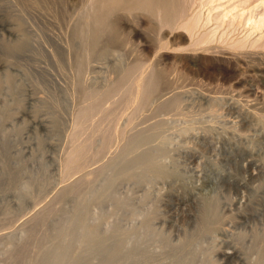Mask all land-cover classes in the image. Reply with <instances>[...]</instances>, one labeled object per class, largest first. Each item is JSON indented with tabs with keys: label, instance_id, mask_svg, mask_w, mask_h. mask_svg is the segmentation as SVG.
Returning <instances> with one entry per match:
<instances>
[{
	"label": "rangeland",
	"instance_id": "rangeland-1",
	"mask_svg": "<svg viewBox=\"0 0 264 264\" xmlns=\"http://www.w3.org/2000/svg\"><path fill=\"white\" fill-rule=\"evenodd\" d=\"M28 1L29 0H16V3L14 2V4H17L18 6H11L12 9L10 10L9 8L3 7V5H0V25H3V23L4 25L15 24L14 29L16 31L19 30L20 25H23L24 28V30H19L18 34H20L21 37L15 33L16 31H14V34L11 37L9 35L7 36L5 29L0 26V37L5 39L9 45H14L16 44L15 38L18 39L20 37L18 40H21L25 35L22 31L25 32L26 30L27 35V37L24 36L27 43H24V39H22V42L20 41V44L23 45L24 43L26 48L24 47L23 49L21 46L20 51L13 53L12 55L4 52L7 55L6 57L2 52L3 50H0L2 52L0 54H3L0 56V96H4L0 97V108L2 107L0 109V127L3 131L2 132L0 130V234L4 235L0 238V264L3 262V264H6V262H8V258H5L7 257V254L9 257L12 254V258L10 257L11 259H8L10 264H38V262H40L36 259L38 251L49 247L51 244V242H48V239L46 240L45 237H49L57 230L60 219L70 215V212L73 209L72 207L78 200L77 195H75V198L74 193H71L72 195H65V192L62 191L65 196L61 194V187H65L69 183L75 181L81 176V174H84L87 171L89 172V170L95 168L94 166H99L104 163V161H106L105 159H108V157L115 154L121 146L120 143H118V146L116 144L109 154H106L107 156L105 155L103 156L104 158L95 160V165L91 167L89 166L83 171L77 170L79 174L75 172L76 170L74 171V174L72 172L70 174L72 179L70 178L68 180L69 177L63 178L60 169L62 167L61 162L63 161V156L65 158L64 154L68 151L67 148L69 147H66L70 145L68 141H71L69 140V137L71 138L70 132L72 127V115L75 111V105L77 106L76 99L79 98L77 96L81 97L82 89L80 88L79 91L78 87H83L78 86V81L81 82H79V84L86 82L90 85H94V83L98 85L100 83V86L110 83L111 81L113 82L115 78V81H117L118 76L121 77L124 73V67L126 64L134 62L137 58H139L137 52H135L136 44L134 47L133 44H125V36L123 33L124 25H112L108 28V33H106L107 35L105 39H102V41L94 48L89 63L92 61L94 56V59H96L90 64L85 63L84 59L86 60L85 57H87V53L85 52V48L83 47L81 40L82 26L77 25L78 23H76L82 0H40L42 3L41 5L47 8L46 10L42 6L36 8L37 6H33V1ZM44 1L45 3H43ZM221 1L226 2V0ZM203 11L207 14L206 7ZM122 17L124 19V15ZM53 20H55V23H53ZM153 26L154 25L145 26L147 29L144 28V26H141V29L138 28L143 40L147 41L148 39L147 42L149 44L153 41L152 45L158 37V32H156L157 30L155 29L156 26ZM211 26L212 25H208V28ZM16 27L18 29H16ZM111 28L113 31H110ZM141 31L144 33L142 34ZM180 33L181 32L179 30L174 31L171 35H168L166 39L173 40V36L176 35V37H179L181 35ZM242 34L240 33L239 35L241 36ZM45 36L47 38H45ZM47 39L49 40L47 41ZM53 43L56 44L54 45ZM72 45H75V47L73 48ZM187 45L188 43L186 42L178 43V45H174V48L172 49L174 52L171 50L172 52L170 51V53L168 52L166 54V57L168 58L164 61L166 62V65H168V68L173 66L172 63H174V65L180 64L181 62L178 63L179 60L181 61L184 58H188L189 54L186 52ZM55 46L56 48H54ZM81 47H83V50ZM50 49L52 51H50ZM175 52L176 54H174ZM48 53L49 55L51 54V56H49ZM104 54H107L106 58L104 57ZM144 57L145 60L148 59L147 62H151L155 59L154 54L153 56L148 55V58L147 56ZM149 57L151 58L149 59ZM169 57H172L174 62L171 63L173 60ZM174 57L176 59H174ZM181 57H183V59ZM141 58H143V56ZM74 62H77V64ZM80 62L82 63V66L84 64L86 67H82ZM19 67L20 69H18ZM78 67L83 68V71L81 72L82 69L79 70ZM84 71H86V73ZM3 72L4 74H2ZM8 72L12 74L10 75L12 76L9 81L11 82L9 83L10 85H8V77H6V75L9 74ZM220 72L219 70H211V75L220 78L223 81H221V83L217 81L212 83L203 77H198L197 79L201 80H199L198 86L197 84H195L196 86L193 84L191 88V80H186L189 82L187 83L188 85L185 86V90H183L185 93L183 94L184 96L182 95V105L184 104L185 106H182V111L184 112L187 110V112L190 113L189 118L186 116L184 117L182 113L179 114V112H176L175 114L172 112V114L174 113V117L179 114L177 116L179 119H176L174 122L171 118H169L172 115L171 112L168 113L169 108L167 109L165 107L167 111L163 108V111L168 113V116L165 115L167 116V120L170 121L171 119L174 124L173 126V124L167 122L169 126L167 125L168 129L166 134L170 136L169 138L171 139V143L169 144L168 157L165 159L166 164L174 174L165 181L152 184V190L149 192L147 197H145L144 193L145 187H136L132 184V182L120 185L119 191L122 196H130L131 202L135 205L138 211L147 212L148 209L153 210L155 207L160 214L158 216V220L156 219L157 221L154 219L153 226L155 228L157 227L158 230L161 228V231L171 240V243L174 244L187 237L196 236L198 233V228L196 226L198 225V221L196 220L198 208L196 206V202L199 200L206 202L213 200L215 202L216 200L215 203L218 202L217 207L219 208L218 215L220 216L221 221L223 220V223H221L222 225L220 231L217 232V234L215 233L213 238L206 237L203 241V246H205V248H209L211 252L212 248L213 250L216 248V253L214 252L212 254L215 256V259L212 257L214 262L216 261V264H246L238 258L226 259L223 258V256L221 257L220 255H217V253L219 251H233L236 247L237 249L242 248L247 253L248 251L246 250H248L247 248L249 247L247 257H254L255 259L253 258V260L249 258L253 261V263L264 264V128L262 130V126L256 125L257 127H255V125L246 124L245 115L240 114L242 111H245V108L246 111H250V108L252 110L250 105L253 106L258 103L257 101H253V98L255 97L243 96V99L246 97V103L243 101L242 103L245 104L242 105L241 101L243 99L235 96L237 93H234L233 91H238V88L234 86L236 79L235 74H228L229 78L228 75L226 77L223 73L221 75ZM76 74L77 77H80V79L74 81L77 79ZM223 75L225 77H222ZM174 76L177 77L174 71H172L169 77H171L172 80L175 79ZM166 78L168 79L166 76H161L160 85H162V89L165 87H163V83L167 80ZM182 78L183 77H180V79L179 77L176 78L178 81L175 82L178 83V87L174 82H171L168 79L169 82L167 80V84L166 82L164 84L167 86L168 84L173 86L172 84L174 83L176 85H174L176 90L172 87L173 91L170 89V86H168V88L166 86L165 89L169 91L172 90V93L171 91L170 93L169 91L166 93V90L163 89V93L166 96H162L164 98L161 97L159 101H164L169 94L171 96V94L173 95L175 91H178L177 89H180L183 83L186 84V81ZM226 78L227 81L225 80ZM104 80L106 83L103 82ZM108 80H110V82ZM74 82L77 83L73 84ZM102 82L104 83L103 85H101ZM202 83L205 84L202 85ZM199 84L202 85V88ZM212 85L215 87L216 91ZM73 87H75L77 91H75V88L73 89ZM212 98H221V102L216 105L212 104ZM233 99L235 100L234 102ZM2 101H4L5 104L2 103ZM251 101L255 103H250ZM109 104L110 102L107 105ZM241 105L244 106L242 107V111L238 110ZM215 109L217 112L213 115L212 112L215 111ZM7 110H9V112ZM152 110L155 111L154 108H150L146 111L148 114L145 112L143 113L145 114L144 119L148 120L151 118L152 121H158L160 118L162 119V117H164L165 112H158L159 114H155V117L153 115L155 112ZM192 113H194V117L197 118L196 121V118L194 119V117H191L193 116ZM202 113H204L205 118ZM7 114L12 116H8ZM143 114L140 116L141 118L138 117V119L134 121L136 122V125L134 123V130L139 129L137 121L140 122V119H142V122L146 121L143 120ZM160 114L162 117H157ZM262 114H264V112H262ZM146 115H150L153 118L150 116H147V118ZM180 115L182 117H180ZM215 115H217V118ZM6 116L9 118L7 117L8 119L5 118L6 120H4V117ZM124 116L125 115L123 114L122 117L124 119L121 117L122 120L120 117L116 119V127H124V124L127 121V118L125 119ZM127 116L128 115H126V117ZM173 116L172 118L175 119ZM208 118H210V121ZM184 119H186L187 122ZM188 119L190 122H188ZM211 119L214 124L211 122ZM26 120L28 121V124ZM201 121L202 123H204L203 121L206 123H204V125L202 124L203 126L201 123L199 125V122ZM146 122L150 124L154 123H151V121ZM146 122H143V127H147L148 123ZM117 123H121V126ZM187 124H192L194 129L189 134L183 135L179 129L185 127ZM205 126L208 127L205 129ZM195 127L197 129H195ZM260 127L261 129H259ZM140 128H142V126H140ZM210 130L211 132H209ZM3 133H5V135L2 136ZM242 134L244 137H242ZM247 134H249V136ZM116 147L118 148L116 149ZM62 178L63 180L61 181ZM85 182L77 184L78 190L76 187L75 193L78 195L80 194L83 190ZM85 189L87 188L84 187V190ZM180 197H187L190 199V202H188V204L178 205ZM74 200L76 201L74 202ZM108 203L110 202L105 204L107 205ZM105 204L103 205V211L106 209L107 213H111L110 216L108 214L107 220L111 221L112 217H120V220L117 218L116 220L119 221L121 225L123 224L124 227H130L129 225H131L133 220L128 218L129 216L126 214L124 209L121 210V208H116L114 204H112V206L111 204L110 206H106ZM152 206L154 207L152 208ZM110 208L114 212L110 210ZM97 210L99 212L101 211L98 208ZM40 211L41 214L43 213L42 215L39 214L30 222L28 221L30 217H33ZM111 211L115 214V216H112L114 214ZM170 216H173V219ZM114 219L112 218V221H114ZM141 220L142 218H139L137 221L134 220L132 226L136 224L139 225ZM22 233L27 235V238L24 237L19 241L18 238H21ZM11 238H14L13 242L17 243V245L13 242L12 243L17 247H15L16 249H13L12 252L8 249L11 253L9 254L7 253L8 251L6 250V247H10L9 244L12 240ZM161 246L160 244H157V246L154 245V248L152 247L151 249H153L152 251L154 252V250L158 248V251L156 250L154 253L157 252L160 254L163 251ZM163 252L161 254H163ZM159 254V260L162 259L161 257H163V255L166 256L163 257L161 261L157 260L158 263L161 264L164 262V264H168L171 262L172 259L168 254ZM157 262L155 264H157Z\"/></svg>",
	"mask_w": 264,
	"mask_h": 264
},
{
	"label": "bare ground",
	"instance_id": "bare-ground-1",
	"mask_svg": "<svg viewBox=\"0 0 264 264\" xmlns=\"http://www.w3.org/2000/svg\"><path fill=\"white\" fill-rule=\"evenodd\" d=\"M15 1L0 0V5H3V7L9 8L10 10L12 9L11 6H18L17 4H14ZM29 1H33L34 5L33 4L32 5L35 7L37 6L36 8H38L39 6L43 7V5H41L42 3L40 0H29ZM43 3H45V1ZM205 7L207 9L206 11L207 14H205V11H203ZM43 8L45 10L47 9L46 7ZM123 15H124V19L122 17ZM78 17H77L78 20H76V18L75 20L77 21L76 23H78L77 25L82 26L81 40H82V45L85 48V52L87 53V57H85L86 60L84 59L85 63L90 64L93 60L96 59V58L94 59L95 57L94 56L92 58V61L89 63L94 48L97 46L98 43L102 41V39H105L107 35L106 33H108V28L112 25H119V26L124 25L123 33L125 36V44L128 45L133 44V47L136 44L135 52H137L139 58H137V60L134 62H129L128 64H126V66L124 67L125 68L124 73L121 75V77L118 76V78L119 77L120 78L119 79L117 78V81H115L116 78L114 79L115 77L114 76L113 82L112 81L110 82V80H112L110 79L108 80L110 83L103 85L104 84L103 82H105L104 80L101 84L103 86H100L99 85L100 83L98 84L99 86L96 85V83H94V85L91 83L93 86L87 84L86 82L84 83L82 82L83 84H79L80 81H78V83L77 82L73 83V84L77 83L78 86H83V87H78L79 91L80 88L82 90H81V97L77 96L79 98L76 99L77 106L75 105L76 103L74 102L76 100L73 101L75 103L74 104L75 111L73 112L72 115L73 118L71 121L72 122L71 123L72 127L70 132L71 138L69 137V140L71 141L70 142L68 141L70 145L66 146L69 148H67L68 149V151H66L67 153L64 154L65 158L63 156V161L61 162L62 167L60 168L63 178L69 177L68 178L69 180L71 178L70 174L72 172L74 174L75 170H76L75 172L78 173L77 170L83 171L87 169L89 166L91 167L95 165L94 163L95 160L104 158L103 156H105L107 153L109 154V152L112 150V148H114V146H116V144L118 146V143H120L121 146L119 150L116 151L115 154L108 157V159H105L106 161H104V163H102L99 166L96 165L97 167L94 166L95 168L89 170V172L87 171L84 174H81V176L75 181L72 180L73 182L69 183L65 187H61L62 188L61 192L62 191L65 192V195L74 193V196L77 195L78 200L77 202H75L76 200H74L75 205L72 207L73 209L71 210L70 215L60 219V223L57 226V230L49 237H45L46 240L48 239V242H51V244L49 247H46L45 249L38 251V256H36V259L40 261L38 262V264H155L157 260H159L158 259L159 253L157 252L154 253V252L156 250L158 251L159 245L158 248L155 247L156 250H154V252L152 251L153 249L151 248L152 247L154 248V245L157 246V244H160V246L162 245L161 247L163 248V251L165 253L162 250L160 249L159 250L162 251L163 254H168L169 257H171L172 260L169 258L171 262L169 263L167 262L168 264H216L215 263L216 261L214 262L215 256L212 255L215 252L216 248L214 250L212 248V252H211L209 248H205V246H203L204 238L206 237L213 238L214 237L213 235H215V233L217 234V232L220 231L222 225L221 223H223V220L221 221L220 216L218 215L219 208L217 207L218 202L215 203L216 200L215 202L213 200H212L213 202L211 200H210L211 202L210 201L206 202L203 200L202 201L199 200L197 202L195 201L198 204V205L196 204L198 208L197 219H196L198 221L197 222L198 225H196L198 228V233L196 234V236L187 237L179 241L178 243L174 244L171 243V240L161 231V228H159L158 230L157 227L155 228L153 226L154 219L158 220L159 218L158 216L160 214L155 209V207L152 206V208L154 207L153 210L148 209L147 212L138 211L135 205L131 202L130 196L125 197L120 195L119 186L122 185L123 183L129 184V182H132V184L136 187L139 186L145 187L144 193H145V197H147L149 195V192L152 190L151 189V187L153 186L152 184H155L160 181H165L174 174L173 171L169 169L168 165L165 162V159L168 157L169 144L171 143V139L169 138L170 136L166 134V131L168 129L167 125L169 126L167 122L173 124L171 119L175 122L176 119H179L177 118V116L181 113L184 115V117L186 116L189 118L190 113L187 112V110L184 112L182 111V106L184 105V104L182 105V95L185 93V91L183 90H185V86L188 85L187 83L190 80L192 82L191 88L193 84L194 85L197 84L198 86V82L200 80L197 79L198 77L201 78L203 77L212 83L214 81L221 83L222 80L220 78L211 75V70H219V72L221 71L220 72L221 75L223 73L224 75H226V77L228 74L230 75L235 74L236 79L234 82V86L238 88V91L233 90V88L231 87L234 93L238 94V95L236 94L235 96L242 99L243 96L255 97L253 98L254 100L253 99L251 100L257 101L258 103H256L253 106L250 105V103H252L253 101L249 103L250 107H252V110L250 108V111H246L245 108V111H242L243 110L242 107H244L242 105L246 103L245 102L246 97H244L245 99L243 100L241 99L242 101L240 100L241 103L243 101L245 103H242L239 109L236 107L235 108L242 111V113L240 114L245 115L246 124L253 126L255 125V127L262 126V130H263L264 114H262V112H264V0H226V2L221 0H82L80 3V12ZM53 23H55V20H53ZM14 25H10V24L4 25L3 23V25L0 26L3 27V29H5V31L7 32L6 34L7 36L9 35L12 37L14 31H16L14 29L15 28ZM147 25L156 26L155 29L157 30L156 32H158L157 35L158 37L153 45H152L153 41L149 44L147 42L148 39L147 41L143 40L142 35L138 29L141 26H144V28L147 29V27H145ZM208 25H212V26L208 28ZM16 29L18 28L16 27ZM20 29L24 30L23 25L22 26L20 25L19 30ZM19 30H17L15 33L18 34ZM111 30L113 31L112 28L110 29V31ZM178 30L181 32L180 33L181 35L179 37H176V35L173 34L175 36V37L173 36V40L166 39L168 35H171L174 31H178ZM22 32L25 35L23 33L22 34L27 37L26 30L25 32L24 31ZM143 33L144 32H142V34ZM240 33L243 34L240 36L239 35ZM24 36L22 37V39H24V43H27ZM20 37L17 38L20 39ZM45 38L47 37L45 36ZM18 39L15 38L16 44L13 45L11 43L12 45H9L5 41V39H2V37H0V50H3L2 52L3 54H5V57L7 55L4 52H7V54L9 53V55H12L13 53H17L18 51H20L21 46L24 49L25 47L24 43H23L24 46L20 44L23 40L22 39L18 40ZM48 40L49 39H47V41ZM181 42L188 43L186 48V52L189 54L188 58L187 59L184 58L185 59L184 60L183 57H181L183 60L178 61V63L179 62L181 63L174 65V63H172L174 62V60L171 57L173 60L171 61L173 66L168 68L167 67L168 65H166L165 62L168 58L166 57V54L168 52L170 53V51L174 48V45H178V43ZM75 45L74 46L72 45L73 48L75 47ZM83 47H81L82 50ZM54 48H56V46ZM50 51L52 50L50 49ZM2 52L0 51V53ZM152 53L154 54L155 59L151 62H147L148 59L145 60L144 56H147L148 58V55L153 56ZM3 54H0V56ZM174 54H176V52ZM106 55L104 56L105 58ZM49 56H51V54ZM142 56L143 58H141ZM150 58L151 57H149V59ZM174 59L176 58L174 57ZM74 63L77 64V62ZM18 69H20V67ZM78 69L79 70L82 69L81 72L83 71V68L81 67L80 68L78 67ZM172 71H174V73L177 75V77H179V79L180 77H183L182 79H184L185 81L186 80L189 81L188 82L186 81V84L183 83L184 85L181 83L182 85L180 89L179 88L177 89L178 91H175V93L173 95L171 94V96L169 94V96H167L164 101L162 100L159 101V99L165 95L163 91L166 90L165 87L167 85H165L164 83L166 82L167 84L168 79L171 82H174L178 87V83L175 82L178 81L176 80L177 77L174 76L175 79L172 80L171 77H169ZM4 72L2 74H4ZM84 72L86 73V71ZM10 75L12 74L9 73L6 75V77H8V79L6 78L8 81L7 82L8 85H10L9 83H11L9 82L10 77H12ZM162 75L164 77L165 76L168 77V79L166 78L167 80L163 83V87L165 86L163 88L164 90L161 88L162 85H160ZM224 75L222 77H225ZM78 77L74 81L79 80L80 77L79 78ZM225 80L227 81V78ZM174 83L172 84L173 86H170L168 84V86L171 87L170 89H172V87L173 89H175L176 85ZM204 84L202 83V85ZM200 85L201 84H199V86ZM202 85L200 86L201 88ZM74 88L75 87H73V89ZM76 88L75 91H77ZM172 90H170L171 93ZM167 91L169 90H166V93ZM217 99L212 98L211 103L215 105L217 103H220L221 98L218 99L219 101ZM234 101L235 100L233 99V102ZM109 102L110 104L107 105ZM2 103L5 104L4 101H2ZM246 105L249 106L248 104ZM165 107L167 109L169 108L168 113L171 112L172 114V112H174L176 114V112H179V114H177V116L175 115L176 117L173 116L174 113L172 115L170 114L171 117L169 118L171 119L169 121L167 120L168 113L165 112L167 111ZM150 108H154L155 111L153 110L152 111L155 113L153 112L151 113H153L155 117L157 114H159L158 112H162L163 108H165V111L162 112V113L164 112L166 113V114L164 113L165 118L162 117V115L160 114L161 116L158 115L157 117H162V119L160 118L158 121H152L151 118H149L148 120L144 119L145 114L143 113L144 112L146 113V111ZM9 110L7 111L9 112ZM215 112H217L216 109L215 111L212 112V114L214 115ZM123 114L125 115L124 116L125 119L127 118V121L125 120L126 122L124 124V127L123 128L119 126L116 127V119L120 117V119L122 120ZM142 114L144 115L143 120L151 121V123L152 122L154 123L150 124L146 121H143L148 123L147 127H143L144 125H142L143 124L142 119H140L141 120V121L139 120L140 122L137 121V125L139 129L134 130L135 128L134 123L136 125V122L134 121H136V119H138V117H140ZM192 114L193 116L191 117H194V113ZM202 114L204 115V113ZM7 115L9 116L10 114ZM126 115L128 116L126 117ZM8 116L4 117V120H6L5 118H7ZM147 116L150 115H146V117ZM172 116L175 119H173ZM216 116L217 115H215V117ZM180 117L182 116L180 115ZM195 118L196 117H194V119ZM209 119L210 118H208V120ZM212 119L211 122L214 120ZM184 120L186 121V119ZM196 120L197 118L195 119V121ZM26 122L28 124L27 120ZM188 122H190V120ZM203 122L206 123L205 121ZM200 123L201 125L202 124L204 125L202 121L199 122V125ZM118 125L121 126V123ZM140 126H142V128H140ZM206 127L208 126H205V129ZM193 129L194 127L192 124H187L185 127L179 130L183 135H186L189 134ZM195 129L197 128L195 127ZM259 129H261V127ZM209 132H211V130ZM5 133H3L2 136L5 135ZM249 134L247 135L249 136ZM242 137H244V135ZM117 148L118 147H116V149ZM63 178L61 179V181L63 180ZM84 182L85 184L83 185V190L84 187H86L87 189H85L84 191L80 189L82 191L78 195L77 193H75L76 187L78 186L77 184L79 183L82 184ZM63 192L61 194L64 195ZM107 202H110L107 204L109 206L110 204L111 206L112 204H114L116 208H121V210L124 209L126 214L129 216L127 217L133 220V222L134 220L137 221L139 218H142L140 224L139 225L136 224L132 226L133 224L132 222L131 225H129L130 227H126V226L124 227L123 224L122 226L119 223V221L116 220L117 217H112L115 216V214L113 213L114 211L111 208L110 210H112L113 212L112 211L111 212L114 214L111 217L115 219L114 221H112V218L111 221L107 220L108 214L109 216L111 214L109 211H108L109 213H107L105 209L106 207L104 208L105 210L103 211V207H104L103 205ZM188 202H190V199H188L187 197H180L178 201V205L188 204ZM97 208L101 211L99 212ZM39 214H41V211L38 214L34 215L33 217H30L28 221L30 222L35 216L37 217V215ZM117 219L120 220V217ZM3 236L4 235L0 234V238H2ZM24 237L27 238V235H24L22 233L21 238H18V240L20 241ZM13 239L10 241V244L12 246L9 244L10 247L9 248L8 246L6 247L7 248L6 250L8 252L5 250L9 254H11L10 252H12L13 249H16L15 247H17L14 246V244L17 245V243H14ZM8 249L11 251L9 252ZM247 249L248 250L246 251H248L247 253H249V247ZM242 250H243L242 248L237 249L236 247L234 248L233 251H229V252L219 251L217 255H220L221 257L223 256V258L226 259L238 258L240 261H243V263L246 264H260V263H253L252 260L254 257L253 258L252 256L247 257L248 254L244 250H243L244 252ZM161 253L159 255H163ZM6 256H7L5 257L6 259L8 258L10 260L12 258V257L10 258L8 254ZM165 256L166 255H163V257ZM163 257L161 258L163 259ZM212 257H214V259H212ZM249 258H251L252 260ZM8 259L7 261L9 263L6 262V264H10V261ZM162 259H160L159 261H161ZM157 264L160 263L157 262ZM161 264H164V262Z\"/></svg>",
	"mask_w": 264,
	"mask_h": 264
}]
</instances>
